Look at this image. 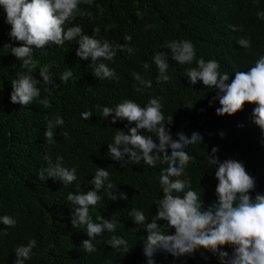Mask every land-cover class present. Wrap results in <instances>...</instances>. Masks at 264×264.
Masks as SVG:
<instances>
[{
  "label": "trees",
  "instance_id": "1",
  "mask_svg": "<svg viewBox=\"0 0 264 264\" xmlns=\"http://www.w3.org/2000/svg\"><path fill=\"white\" fill-rule=\"evenodd\" d=\"M170 0H92L89 5L81 4V11L92 14L77 17L64 27L80 25L86 35H92L95 27L100 28L98 39L108 40L112 44H125L134 49V53H122L131 60L116 63L112 66L128 68L134 67L135 71L119 75L115 72L116 79L100 80L93 74L94 65L91 57L83 60L76 55L79 47L77 41H66L63 45H50L41 49H34L32 59L36 62L33 69L21 67L22 61L11 54V49L4 46L13 44L19 46L21 42L12 41L9 37L10 25L6 23V13L0 6V217L8 215L17 221L15 227H9L0 223V264H14L16 259L15 249L18 246H26L32 239L36 240L32 258L25 264H136L140 258V242L142 234L134 227H143V224H135L134 219L127 220V211L133 208L142 211L151 222V217L156 214L157 205L154 203L163 196L158 189V169L163 171L167 164H157V168L141 164H129L121 167L108 156V143L113 141L119 128L129 124L127 119L117 118L115 124L106 123L102 119L101 107L106 100V106L130 99L141 107L147 105L151 98L160 99L163 107L162 113L167 123L169 116H173V124L165 125L169 128L172 138L176 139V133L183 131L190 136L192 132H199L203 140L189 145L185 151L193 156L186 171L192 182L197 176L210 173L204 177L196 188L199 189L201 203L210 204L216 199L215 187L218 183L215 171L218 165L208 166L207 155H211L212 148L218 149L216 156L223 162L226 159H234L242 162L246 168L247 159L261 175L258 177L260 184L250 194L254 198L264 186V157L256 150L246 151L243 139L247 136L239 127L240 120L231 115L219 116L216 109L211 110L208 116L200 123L193 121L189 116L191 102L195 104L207 99L211 94L207 91L202 81L192 87L186 81L184 74L189 68L194 67L197 60L203 58L206 62L212 58L221 60L223 68L236 70L240 67L228 63L222 55L224 44L217 31H214L213 23L201 20L189 33L182 38L190 39L196 52L192 64L180 65L171 58V49L164 48L169 42L176 41L178 37H169L165 31V16L170 11H187L188 1H181L174 7ZM249 4L248 12L251 16L264 12V0H242ZM190 5V4H189ZM99 6V7H97ZM218 9V4H209L208 10ZM139 11L143 15L138 18L135 13ZM115 25L109 28L108 26ZM151 25V27L146 26ZM263 35L258 53L254 57H246L244 62L252 64L259 56L264 55V19ZM125 35H131L132 40L126 42ZM180 40H185V39ZM159 51L168 53V74L171 79L164 83H157L158 69L153 63V57ZM115 58V59H116ZM103 59V58H101ZM107 64V60L98 61ZM149 64L148 69L142 67ZM49 66L48 74L54 85L50 91L40 77V69ZM31 72L37 80V87L41 90L38 98L45 97L50 101L51 107L44 108L36 100L33 104L22 106L11 103V81L17 78V73ZM65 71H71L73 75L67 82H61L60 76ZM133 73H138L145 81H151L152 86L145 87L134 79ZM53 87V85H49ZM66 87V88H65ZM139 87L141 90L137 91ZM202 87V88H201ZM184 88H189L184 91ZM139 94V96H136ZM136 100V101H135ZM204 101H202V105ZM90 111L93 115L89 120L81 118V113ZM98 113V114H97ZM97 114V117H94ZM57 116L64 120L63 128H57L54 140L49 142L44 136L47 120H53ZM130 124H135L131 122ZM66 130L69 135L60 134ZM144 135H153L141 130ZM223 132L222 137L220 133ZM158 143V138L153 135ZM169 154L171 149H168ZM244 156H243V155ZM62 158V159H61ZM127 159V156L125 157ZM60 164L69 170L76 169L77 179L71 184L64 185L62 181L49 177L41 181L38 172L49 165ZM94 169L106 168L110 173L109 180L117 186L115 191L125 192L128 200L117 199L109 202V215L117 226L113 236L127 241L128 247L125 256H113L109 250L102 248L101 235L96 236L92 243L96 251L87 253L83 250V240L89 239L86 225L73 228L71 223L73 205L67 200L68 195L80 194L76 183L83 184L90 176V167ZM157 174H155V173ZM213 181L211 182V174ZM103 192V190H101ZM106 196L107 194L103 192ZM105 207V199L103 200ZM117 216H116V215ZM97 217L108 219L106 211L98 216H91L93 222H100ZM109 220V219H108ZM160 225H166V221H159ZM134 225V226H133ZM146 229V228H145ZM108 232V231H107ZM175 229H168V234H174ZM223 250L231 252L232 249L225 246ZM129 252V253H128ZM203 253V255L201 254ZM205 250L196 251L191 255L180 258L163 251L157 258L159 264H214ZM207 257V259H205ZM215 264H220L218 261Z\"/></svg>",
  "mask_w": 264,
  "mask_h": 264
},
{
  "label": "clouds",
  "instance_id": "2",
  "mask_svg": "<svg viewBox=\"0 0 264 264\" xmlns=\"http://www.w3.org/2000/svg\"><path fill=\"white\" fill-rule=\"evenodd\" d=\"M181 1L185 0L173 1L172 5L175 7ZM187 1L190 4L187 11H170L165 16L167 35L178 37L174 39L176 41H171L164 47L171 49V58L180 65L193 63L196 56L194 45L188 41L190 39L182 37L201 20H208L213 23L214 31L218 32L224 44L222 55L226 61L240 67L236 70L224 69L221 60L215 58L207 62L203 58L197 60L195 66L184 73L187 76L186 81L192 87L197 81H202L211 96L195 104L189 102L186 106L189 108V116L193 121L200 123L214 109L219 116L233 115L234 120H240L238 126L247 136L242 140L246 151L256 150L264 157V55L259 56L250 65L244 62L246 57H254L258 53L263 35L264 12L251 16L248 12L249 4L242 0ZM91 3L92 0H0V6H3L6 13V23L11 26L10 40L21 42L19 46H13L11 43L4 46L10 48L11 54L22 61V68L33 69L36 67V62L32 59L34 49L53 44L59 46L66 41L75 40L79 44L76 55L83 60L91 57L94 65L92 72L100 80H115V72L119 75L134 72V67L112 66V61L121 63L131 60L124 53L116 58L119 51L129 55L134 53L128 43L114 45L106 39H98V26L93 29L92 35L84 34L80 25L65 29L64 26L78 16L91 19L90 12L81 11L79 8L81 4ZM209 4H218V9L209 11ZM135 15L141 18L143 14L137 11ZM147 27L151 25L146 26V29ZM181 38L185 40H180ZM124 40L130 42L131 35H125ZM104 60H107L110 68L103 62L97 63ZM153 63L158 69L156 82H168L171 79L167 71L168 53L159 51L154 55ZM142 67L148 69L150 66L145 63ZM48 70L49 66H44L39 75L50 91L57 86L54 85ZM72 75L71 71H65L60 76V81L67 82ZM133 76L140 85L149 88L152 86L151 81L143 80L138 73H133ZM11 86V103L28 106L36 100L44 108L51 107L47 97L38 99L41 90L30 71L17 73V78L11 81ZM136 90L141 89L137 87ZM136 96H139L137 92ZM136 102L126 99L118 105L116 102L106 106L105 100L100 110L106 123L115 124L117 118H126L129 122L121 126L113 141L108 143L107 154L112 160L119 162L121 167L129 164L139 165L141 162L154 168H157L158 163L167 164L163 171L158 169V175L154 172L157 175L158 189L162 191L163 196L154 202L157 211L151 217V222H148L149 219L142 211L135 208L126 213L129 222L133 218L135 224H143L146 228L133 225L142 234L139 245L140 258L136 264H159L157 258L163 251L180 258L201 250L210 252L209 256L214 264L218 261L220 264H264V186L261 185L254 198L250 194L255 190L256 183L260 184L258 177L262 179L258 171L251 166L248 159L246 168L242 162L234 159L221 162L215 155L218 149L213 147L212 154L206 157V162L208 166L218 165L214 173L218 181L215 187L216 199L208 205L203 201L202 206L196 185L210 173L197 176V180L192 182V178L187 176L185 171H188V166L194 159L185 148L202 142V135L194 131L188 136L180 131L176 133L177 138L173 139L170 129L165 127L173 124V116H169L167 123H164L160 99L151 98L144 107ZM97 114H94L95 118ZM92 115L90 111H84L81 118L89 120ZM131 122L135 124H130ZM63 125L64 120L59 116L47 120L44 132L46 140L52 142L56 129L63 128ZM141 130L153 134L158 138V143L154 141L153 135H144ZM60 134L64 137L69 135L66 130ZM220 135L223 137L224 133L221 132ZM105 169L95 170L92 166L89 170L90 176L83 184L77 180L76 189L81 191L80 194L70 193L67 197L73 205L71 223L73 228L86 225L89 239L82 242L85 252H95L97 249L92 240L106 231L101 237L102 248L109 250L113 256L120 249L117 257H122L132 247H128L127 241L119 235L116 237L110 233L117 225L111 221L115 218L109 215L108 210L109 202L117 199L127 201L128 196L125 192L115 191L117 186L110 182V173ZM75 173V168L69 170L56 164L40 170L38 177L41 181L51 177L68 185L77 179ZM105 211L109 220L97 217L100 222H93L91 216L101 215ZM161 220L166 221V225H160L158 222ZM0 223L9 227L17 225V221L8 215L0 217ZM171 228L175 229L174 234H168V229ZM225 246L230 247L232 251L223 250ZM35 247V239L30 240L26 246L16 247L14 264H25L26 260H30Z\"/></svg>",
  "mask_w": 264,
  "mask_h": 264
}]
</instances>
